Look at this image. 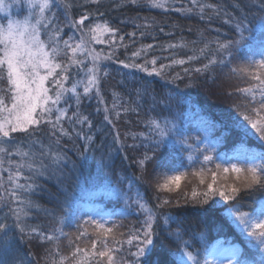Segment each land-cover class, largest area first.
<instances>
[{
	"label": "snow or ice",
	"instance_id": "6c2138e0",
	"mask_svg": "<svg viewBox=\"0 0 264 264\" xmlns=\"http://www.w3.org/2000/svg\"><path fill=\"white\" fill-rule=\"evenodd\" d=\"M19 2L20 0H12V3H6L5 0H0V13L5 14L0 17V173H7L6 179L0 176V206L11 205L9 212L0 216V264H30V261L19 260L10 235L13 227L21 234L22 240L38 237L42 243L48 245L42 258L44 264H145V258L159 236L157 228L164 226L167 229L171 223L178 224L175 231H167L168 236L174 237L180 246L182 255L178 257V264H250L249 260L240 259L241 252L237 247L218 252L217 259L201 260L199 249H193L191 241L183 239L184 232L176 218L170 213L160 211L172 204L171 198L154 196L153 199L158 202L153 207L139 187L129 195L134 187L132 181H129L128 191H117V196L124 200L120 216L126 219L135 210L138 214L142 213L144 219L140 222V227L130 228L126 234L119 232L123 226L121 223L105 220L103 216L99 219L93 216L77 219L75 232H66L65 227H70L66 223V216L57 214L56 207L47 208L31 198L41 187L36 182L38 177L54 176L58 184H63L66 179L64 168L67 167L69 158L59 147L62 138L72 139L75 135L85 141L81 157L88 151L94 139L89 134L94 125L89 116L81 112L82 100L91 99L94 90L98 104H105L101 96V83L102 78L109 73L104 62L112 61L116 48L124 45L116 42L119 28L114 27L111 21L103 19L105 13L99 10L101 0H84V5H95L96 8H85L78 19H73L72 9L84 7L79 4V0H27L28 14L23 20H14L11 18L10 9ZM170 3L171 0H124V3L117 6L135 5L168 10ZM249 6L264 12V0H254ZM233 7L239 9L241 14L233 15L209 0H190V6L177 9L188 15L198 12L201 19L206 14L209 19L212 15L219 17L223 14V22L237 34V38L223 40L219 36L212 40L202 37L204 43L198 50L199 54L187 57V61L201 58L207 60L200 67L192 69L195 73L214 72L218 66L223 70L233 65L231 58L238 56L242 45L252 47L256 37L246 23L248 17L243 13L239 0ZM61 8L65 16L63 25L59 23L57 12ZM206 10L211 11L207 13ZM5 18L6 25L3 23ZM246 31L249 32V37H245ZM105 34L112 37L108 51H98L93 45L108 43L101 40ZM140 34L144 35L143 32ZM128 35L134 37L136 33ZM124 39L123 35H119L120 42ZM260 43L259 51L246 54L241 58V63L229 67L228 75L247 77L252 82L247 87L236 89L245 102L242 105H233L236 113L231 117L233 125L244 136L254 134L264 141V40ZM179 46L184 47V44ZM152 47L149 44L132 55L137 58L141 56V52L146 55L147 50ZM167 47L176 48L177 45L169 44ZM118 62L125 69H137L157 76H162L166 67L160 64L158 71L155 58L150 62L145 60L144 63ZM148 63H151V69L147 66ZM171 63L183 65L186 61L174 59ZM185 73L189 74V70L185 69ZM175 78L180 77L177 75ZM81 88L82 93L79 91ZM231 94L230 92L229 95ZM137 95H140L139 90ZM69 101H74L75 111L71 110L73 105ZM62 104L65 106H61ZM99 110L97 108V112ZM130 110L136 111L137 108L121 105L120 94L114 92L111 106L106 105L103 109V119L115 127L112 114L119 119L122 111L126 113ZM66 123L72 127L69 129L65 126ZM144 123L147 131L131 134L134 143L127 145L130 148L143 145L145 148L144 153L135 161L141 174L147 173L149 163L166 140L179 145V153H187L188 164L185 167L192 168L199 164V169L194 170L192 175L198 177L199 184L204 186L199 190L193 187L190 197L185 193V200L191 199L203 206L218 195L224 201H231L232 204L227 209L228 216L242 233H246L254 241L252 247L264 253V205L255 212H244L240 210L239 199L244 191L264 189V153L244 152L236 157L214 158V145L204 141L189 143L193 138L186 136L174 119L149 117ZM45 128L49 138L47 144L37 135ZM15 133H23L29 138L26 148L14 143ZM138 139L140 143H136ZM114 143L124 147V141L118 132ZM13 157H18L19 162L12 159ZM213 164L214 169L210 167ZM105 166H110V162H106ZM75 167L76 164L73 163V168ZM25 170L29 175H25ZM229 173L235 174L233 183H217L218 177L227 176ZM206 174H210L211 182L205 180ZM180 179V175L168 176L166 182L157 183V191H174L170 184L179 186ZM31 209H36L50 218L47 231L25 222L31 215ZM9 215L14 218V224L8 222ZM125 235L126 239L123 238ZM63 241H67V247L71 249L68 254L63 253ZM124 245L129 248L125 249ZM133 247L134 251L131 250ZM204 255L207 257L211 253L205 252ZM129 256L131 259H128ZM37 264L40 262L37 261ZM259 264H264V257Z\"/></svg>",
	"mask_w": 264,
	"mask_h": 264
},
{
	"label": "trees",
	"instance_id": "16d2710c",
	"mask_svg": "<svg viewBox=\"0 0 264 264\" xmlns=\"http://www.w3.org/2000/svg\"><path fill=\"white\" fill-rule=\"evenodd\" d=\"M209 2L221 5L233 15L241 14L239 9L233 7L237 0H209ZM253 2L254 0H239L243 13L248 17L246 23L256 39L252 42L251 48L245 45L239 48L238 56L231 58L233 65L229 67L241 63V58L246 54L252 51L258 52L261 47L260 42L264 40V27H262L264 12L256 7H250ZM122 3L124 0H101L99 7V10L105 13L103 19L111 21L114 27L119 28V35H123L125 39L120 42L119 35L117 36V44L122 43L124 46L117 47L114 59L106 61L105 64L109 73L107 77L102 78L101 83V96L105 104H98L94 90L91 99L85 98L81 103V112L93 121L94 127L89 133L94 137L93 142L81 157L80 153L84 151L85 141L75 135L72 139L62 138L59 147L69 158L68 165L64 168L66 179L63 184H58L54 176L38 177L36 182L41 187L31 196L47 208L56 207L57 214L68 218L66 223L70 224V227H65L66 232H75L77 219H85L89 216L99 219L103 216L105 220L121 223L123 226L119 232L126 234L130 228L140 227L144 216L133 210L126 219L121 217L124 200L117 196L118 190L121 193L128 191L129 181H132L134 187L129 195L131 196L136 187H139L155 207L158 201L153 199L154 196L170 198L173 194L167 191L158 192L157 183L162 184L165 177L199 169V164L192 168L185 167L188 164L187 153H179V145L166 140L153 161L149 163L147 173L141 174L135 161L144 153L145 148L143 145L139 148H130L127 145L134 143L131 134L147 131L144 121L149 117L174 119L185 135L193 138L189 143L204 141L214 145L215 151L212 153L214 158L236 157L244 152L264 153V141L259 140L254 134L244 136L233 125L231 119L236 114L233 105H242L245 102L244 97L236 89L247 87L252 82L247 77H230L229 67L221 70L218 66L214 72L195 73L192 69L200 67L207 60L201 58L187 61L188 56L199 54L198 50L204 43L202 37L208 40L217 36L222 40L237 38V34L223 22L225 19L223 14L219 17L212 15L211 19L206 14L205 18L201 19L198 12L188 15L177 11L183 6H190V0H171L168 10L135 5L117 6ZM79 4L84 5V0H79ZM85 8L94 10L96 6L74 7L73 16L79 17ZM210 11L206 10L207 13ZM132 32L136 33L134 37L128 35ZM141 32L144 33L143 36ZM244 35L249 37V32L246 31ZM103 41L108 43H103L101 50L107 52L112 37L105 34ZM149 44L153 47L147 50L146 55L141 52L140 57H133L134 52L141 51ZM169 44H176L177 47L168 48ZM180 44H184V47H180ZM193 49L196 51L194 52ZM154 58L157 60L158 71L160 64L166 65L162 76L154 73L149 75L137 69H125L118 62L144 63L145 60L150 62ZM174 59H184L186 63L172 64L171 61ZM147 66L149 69L152 68L151 63ZM185 69L189 70V74L185 73ZM177 75L179 79L175 78ZM79 91L82 93V88ZM114 92L120 94L121 105L137 108L136 111L130 110L126 113L122 111L119 119L112 114L115 127L103 119L105 114L103 109L106 105L111 106ZM69 103L73 105L71 110L75 111L74 101ZM97 108L100 109L99 112ZM65 126L69 129L72 127L67 123ZM76 127L79 128L78 125ZM117 132L124 141L123 148L114 143ZM250 132L254 133V130L250 129ZM13 135L16 137L14 143L27 147L28 137L23 133ZM37 135L43 138L45 144L49 142L46 128ZM136 143H140V140L138 139ZM200 158L202 159V156ZM12 159L19 162L18 157ZM106 162H110V166L106 167ZM217 162L221 161L217 160ZM73 163L76 164L75 168ZM210 167H214V164ZM173 169L178 170L173 171ZM25 175H29L27 170ZM0 176L6 179L7 173H0ZM173 192L172 204L160 211L170 213L176 218L184 232L183 239L190 240L193 249H199L201 260L209 259L210 255L205 257V252L212 254L218 246L230 245L240 249V259L249 260L250 264H259L264 253L252 247L254 241L246 233H242L228 216L227 209L231 206V201H224L217 195L209 200L208 204L201 206L194 200H185L183 194L187 191L184 187L176 188ZM187 195L190 197L191 193ZM239 199L241 211L255 212L264 205V189L244 191ZM177 201H179L178 205ZM10 206L7 204L0 206V216L8 213ZM30 212L31 215L25 222L47 231L50 227V218L36 209H31ZM8 222L15 223L11 215ZM177 227V223H171L167 229L164 226L157 228L159 236L155 239L150 254L145 258V264H178V257L182 255L180 246L174 237H169L167 234L168 230L175 231ZM10 235L18 251L19 260L30 261V264H37V261L44 264L42 258L48 248L46 243H42L38 237L22 240L21 234L15 227L12 228ZM123 238L126 239V235ZM124 248L128 249L129 246L124 245ZM131 250L134 251L135 248ZM69 251L71 249L67 247V241H63V253L68 254ZM128 259L131 257L129 256Z\"/></svg>",
	"mask_w": 264,
	"mask_h": 264
},
{
	"label": "rangeland",
	"instance_id": "374dc122",
	"mask_svg": "<svg viewBox=\"0 0 264 264\" xmlns=\"http://www.w3.org/2000/svg\"><path fill=\"white\" fill-rule=\"evenodd\" d=\"M6 3H12V0H5ZM10 12H11V18L14 19V20H23L24 17L28 14V8H27V0H20L19 3H15L13 4V7L10 9ZM58 12V19L60 21V24L63 25L65 23V16H64V10L61 8V9H58L57 10ZM5 14L4 13H0V17H4ZM72 17L73 19H78L79 17H75L73 16V13H72ZM3 23L6 25L7 23V19H3ZM88 23V22H86ZM67 31V29H66ZM101 40L103 41V37H101ZM102 43H99V44H94L93 46L98 50L100 51L102 48ZM109 62V61H108ZM107 62L105 61L104 64H106ZM95 92V91H94ZM225 166H227V164H225ZM213 169L215 168V165L214 167H212ZM194 170H198V169H193ZM193 171H184L182 172V174H177V175H180L181 176V179L179 181V186H177L176 184H170V187H172L173 189H176V188H185V190L187 191V194H190L193 187H197V189L199 190L200 188L204 187V186H201L199 184V178L192 175V172ZM176 175V174H174ZM172 175V176H174ZM168 177H165V179L163 180L162 183L166 182ZM205 180L207 182H211V176L210 174H206L205 175ZM235 181V174H232V173H229L227 174V176H220L217 178V183L220 184V185H224V184H230V183H233ZM170 193H173L170 198L172 200V196L174 195V192H170ZM185 195V194H183ZM218 201H221V200H218ZM217 201V202H218ZM152 206L154 207V205L152 204ZM88 218V217H87ZM85 218V219H87ZM109 243L111 244V239L109 238ZM90 244V243H89ZM88 244V245H89ZM83 246V244L81 245ZM90 246V245H89ZM229 247H234V246H230L228 245L227 246H221V247H218L217 249H215L213 251V253L209 256V259L212 260V259H217V253L218 252H223L224 249H227ZM129 258V257H128Z\"/></svg>",
	"mask_w": 264,
	"mask_h": 264
}]
</instances>
